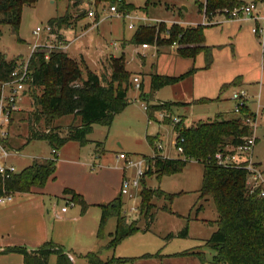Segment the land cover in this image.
Here are the masks:
<instances>
[{"label":"rangeland","instance_id":"374dc122","mask_svg":"<svg viewBox=\"0 0 264 264\" xmlns=\"http://www.w3.org/2000/svg\"><path fill=\"white\" fill-rule=\"evenodd\" d=\"M95 1L37 0L33 5L23 6L17 35L20 42L9 26H0V53L7 59L20 56L21 60L28 59L35 46L45 43L49 20L69 14L73 16L71 24L79 21L77 28L67 30V25L58 32L63 35L62 31L67 30L68 37H78L71 44L67 56L81 67L83 78L88 70L109 79L111 59L122 55L131 75L130 82L134 75H143L146 88L149 86V75L153 72L163 76H179L189 70L193 73L173 86L162 88L157 95H151L147 102H135L139 90L132 85L128 91L129 104L123 112L115 116L112 125L109 128L92 126V132L88 135L89 143L80 148L81 157L69 156L71 161L59 165V158L56 159V171L46 182L50 183L53 199L50 212L45 213V216L49 226L55 225L57 230H65L59 234V243L49 238L45 242L52 241L63 247L73 255L78 264L88 263L83 258L88 253H94L102 262L112 258H134V262L128 264H214L212 259L215 251L205 247L204 243L217 228L215 224L209 223L215 222L218 214L210 197H200L203 165L189 161L179 173L157 178L151 165L152 158L181 159L182 155L176 151L175 125L161 120L159 111H154L152 119L149 120L141 104L151 106L156 100L192 103L205 98L211 102L190 104L185 109L179 107L173 110V114L185 116L190 122L189 124L184 121L185 125L217 116L224 120L237 119L238 115L233 112L235 103L230 99L232 92L242 88L247 91L248 96L257 95L258 84L264 85V55L251 34L252 23L242 18L228 20L219 14L207 25L202 9L204 0H124L131 8L123 10H120L122 4L119 0L114 3ZM242 1L244 4L255 2L258 14L264 16V0ZM74 2L79 5L75 7ZM111 5H115L122 14L129 13L131 20L110 17L107 12ZM91 11L95 12L94 18L88 17ZM79 15L83 18L78 19ZM145 19L149 22L145 23ZM131 23L134 24V29L128 28ZM156 23H165L167 27L172 24L183 27L207 26L204 30L203 46L210 49L209 63L204 53L198 54L194 59L180 57L176 53L177 45L156 46V50L150 48L143 59L138 55L141 50H137V46L129 41L138 27L154 26ZM37 28L41 31L34 35ZM81 51L83 55H78ZM154 52L156 55L152 56ZM239 78H242V83ZM36 93L39 94L40 90ZM31 96L32 92L19 103L21 110L13 115L7 139V148L12 153L9 161L17 171L33 162L43 163L54 159L52 147L47 141L27 140L32 111ZM69 121L66 118L55 124L59 125L61 135L65 134ZM41 125L35 128L43 131ZM147 137L153 138L152 144ZM96 142L101 143L102 148L97 149ZM159 142L162 144L161 151L156 149ZM66 147V151H70L71 147L78 146L70 143ZM259 150V159L264 170V142ZM120 152L126 153L131 160L143 161L142 171L145 174L140 180L139 189L129 188L126 195L121 193L123 179H133L136 170L116 159ZM57 153L59 155L60 150ZM149 171L151 174H148ZM64 188L73 190L84 200L87 205L86 213H83L81 206L70 194H63ZM144 188H159L172 197L171 201L164 198L152 199L153 221H148L141 214V192ZM13 196L16 194L11 195L12 198ZM117 198L121 201V215L128 224L135 222L138 230L120 244L109 247L112 239L110 235L116 229V219L110 218L106 222L103 235L98 238L99 221L95 215L99 213L101 205ZM63 207L67 208L68 213L60 216ZM164 207L168 210H163ZM28 211L36 223L38 217L35 210ZM76 212L81 217L78 221L72 220ZM183 231H186V236L181 235ZM164 253L179 254L165 258L156 257ZM196 253H202L203 263ZM144 255L151 257L143 258ZM50 259L53 264L56 257L52 255Z\"/></svg>","mask_w":264,"mask_h":264},{"label":"trees","instance_id":"16d2710c","mask_svg":"<svg viewBox=\"0 0 264 264\" xmlns=\"http://www.w3.org/2000/svg\"><path fill=\"white\" fill-rule=\"evenodd\" d=\"M37 0H0V26H9L13 35L17 37L23 6L33 5ZM55 1V0H53ZM74 0H69L72 2ZM80 1V0H79ZM97 3L116 2L117 0H96ZM95 1V2H96ZM123 10L131 8L130 4L119 0ZM74 6L79 4L74 2ZM244 3L241 0H205L204 19L207 22L221 14L229 17V13L239 9ZM71 16L49 20L48 25L63 39L60 31L70 25ZM79 15L78 19H82ZM207 26L197 25L183 27L165 23L156 26H140L133 33L129 43L135 46L142 44L172 47L177 45L176 53L182 58L194 59L204 53L210 57V49L203 46L204 30ZM1 36V30H0ZM17 41L20 39L17 37ZM21 56L7 59L0 53V88L10 81V75L17 62H23ZM110 78L100 77L88 71L82 77V69L76 61L70 59L66 53L52 52L45 59V50L38 49L29 57L27 94L32 92V111L29 117L27 140H45L52 150H60L66 143L75 142L84 147L89 143L88 135L93 125L110 127L116 115L128 106V91L132 87L130 73L126 71L125 59L122 56L111 59ZM193 71L179 76H163L153 72L150 74V89L155 92L164 87L175 85L190 77ZM40 90L37 94L36 91ZM142 90V83L139 91ZM208 99L195 100L192 103L158 102L148 106L146 111L151 120L154 111H171L174 107L190 104H206ZM245 112V106L242 109ZM72 117L73 120L65 129V134L59 133V125H55L63 118ZM182 122L175 125V146L182 147L181 159L153 158L151 165L157 178L179 173L189 161H196L203 165L202 186L200 197H210L217 211L216 230L205 241L204 246L215 251L212 259L214 264H264V199L257 192L250 193L246 181L248 172L245 168L222 167L216 164L214 155L230 147L242 144L243 139L250 135L249 128L242 125L240 119L224 120L220 117L207 118L191 122L185 127ZM13 119H11V124ZM167 122V121H166ZM42 124V125H41ZM41 125L44 130L36 129ZM182 138L183 143H178ZM150 144L153 138L147 137ZM6 147L8 142L5 141ZM101 144L96 143V147ZM56 171V157L43 163L33 162L28 167L12 175L8 179L0 177V197L15 193H30L34 188H43ZM148 174H151L150 171ZM63 194H70L78 203L82 211L86 210L84 200L73 190L64 188ZM154 198H164L171 201L172 197L159 188L146 189L141 192V214L148 221H153L151 213ZM101 216L97 237L101 238L106 222L110 218L116 219V229L111 234L109 247L120 244L125 238L133 235L138 229L136 223L128 224L121 215V201L119 198L100 206ZM163 210H168L164 207ZM182 236H186L183 231ZM19 254L24 264H48L49 258L56 257L55 264H73L70 253L52 241H47L35 250L28 251L24 247L13 246L5 248L1 254ZM202 263V253H196ZM151 257L144 255L143 258ZM83 258L89 264H127L134 258H112L102 262L94 253H88Z\"/></svg>","mask_w":264,"mask_h":264},{"label":"built area","instance_id":"2783aa9c","mask_svg":"<svg viewBox=\"0 0 264 264\" xmlns=\"http://www.w3.org/2000/svg\"><path fill=\"white\" fill-rule=\"evenodd\" d=\"M204 6L205 0L202 8L203 14ZM107 13H109L110 17H123L131 20L129 13H120L115 7V5H111ZM88 17L94 18L95 12H89ZM226 18L228 20H233L234 18H242L243 20L250 21L252 23L250 30L251 34L257 40L260 50L262 54H264V16L258 14L257 5L255 2L243 4L239 9H236L229 13V17ZM144 22L148 23L149 20L145 19ZM205 23H207L208 25L211 24L212 21L207 22L205 20ZM159 24L161 23H156V25L154 26L157 27ZM128 28L134 29V24L131 23ZM40 31L41 29L37 28L34 31V35H38ZM46 32L47 38L45 40V43H41L40 45L35 46L32 49V53H34L38 49H43L45 50V59H48L49 54L52 52L66 53L70 41L60 39L50 26H47ZM150 48L156 50V45L142 44L140 46H137V50H141L138 55L145 59L147 56L146 50ZM153 55H156V53L152 54V56ZM28 62L29 58L25 59L23 62H17L14 70L10 75V81L2 84L0 88V177L2 179H8L12 175H15L19 172L16 170L14 164L9 162V158L12 156V153L6 147L5 141H7L9 137V129L11 126V119H13V115L21 110L19 103L23 102L25 100V97L28 96ZM131 84L133 85V87L139 90L141 84V77L139 75H134ZM230 99L235 103L233 112L240 117L239 119L241 120L242 125L249 128L250 135L245 137L243 139L242 144H240L239 146L227 148L224 152H217L214 155V160L217 165L222 167L245 168L248 172L246 185L250 193L257 192L258 196L264 199V170H261L251 160V154L256 144V138L254 136L256 119L252 114L242 112V109L245 106V102L247 99V92L242 88L235 90L232 92ZM141 106L145 111H147L148 105L143 103L141 104ZM159 117L161 120L171 122L174 125H177L182 122V118L180 116H175L173 114V110L159 111ZM183 124L185 125L184 121ZM188 126V124L185 125V127ZM183 141L184 140L180 138L178 140V143H183ZM156 149L158 151L162 150V144L160 142L157 144ZM176 151L179 154L183 153L182 147L180 146H176ZM52 152L54 156H57V151L53 150ZM116 159L119 161H123L126 166L132 167L136 170L135 177L133 179H123L121 193L124 195L128 194L127 189L129 188H134L136 190L139 189L140 180L143 179L145 176L144 172L142 171L143 161L131 160L128 158L127 154L123 152L118 153ZM10 199L11 195H5L3 197H0V204L4 201H10ZM132 210L134 211L135 209ZM66 211L67 208L63 207L61 208L60 213H65ZM56 217H58V215H56Z\"/></svg>","mask_w":264,"mask_h":264},{"label":"crops","instance_id":"0c3cea01","mask_svg":"<svg viewBox=\"0 0 264 264\" xmlns=\"http://www.w3.org/2000/svg\"><path fill=\"white\" fill-rule=\"evenodd\" d=\"M243 3H245V2H243ZM71 17L73 18V16H71ZM78 23H79V21L76 22L75 24L69 25L67 30L70 29L72 31V30L76 29L78 26ZM94 25H96V24H94ZM67 30L62 31L63 35H61L62 38L65 37V40L70 41L69 47L66 51V54H68V51H69L71 44L78 40L77 36H75L74 38L68 37L67 36L68 31ZM80 35H82V34H80ZM80 54L83 55L82 51L78 52V55H80ZM86 65H87V63H86ZM126 71H127V69H126ZM136 75H139V74H136ZM139 76L141 77L142 90L139 91L137 97H135V102L139 101V100H141L143 102L144 101L147 102L151 95H153V96L157 95L160 90L153 92L150 89V75H149V78L147 81L148 85H149L148 88H146V86H145L144 76L143 75H139ZM239 80H240V83H242V78L241 79L239 78ZM263 86L264 85L258 84V94L257 95H251V96L247 95V99L245 102V112L252 114L256 119V125H255V129H254V136L256 138V144H255L253 151H252V154H251V160L261 170L263 169V165H262V161L260 160L261 159V151L259 150V147L264 142V96L261 95L262 88H263V93H264V87ZM201 99H205V98H201ZM158 102H164V101L156 100L155 104ZM173 103H183V102H173ZM182 107L184 109L187 108L186 106H181V108ZM176 108H179V107H174L172 110H174ZM180 117L183 118L185 122H189V120L187 118H185V116H180ZM66 118L70 119L69 123H71L73 120L72 117H66ZM66 118H63L61 121L65 120ZM239 118L240 117L237 116V119H239ZM69 123L66 125V127L69 125ZM189 124H190V122H189ZM87 139H88V137H87ZM70 143H75V142L66 143L60 149V154L58 155V153H57V156H55L56 159L59 158L57 160L58 165L62 164L64 162H67V161H71L69 159V156L81 157L82 149H80V148H83V147L79 146L77 143H75V144H77L78 147H71L72 149H70V151H66L67 149H65V148H67L66 146ZM96 143H99V142H96ZM102 146L103 145L101 144L99 147H97V149L102 148ZM49 184L50 183H47L44 186V188H34L31 190L30 193H15L16 196H13V198L11 197L10 201H4L3 203L0 204V264H24L23 258L19 254H15V253L1 254V252L7 247H13V246L23 247V245H25L24 246L25 249H27L28 251H32V250H35L36 247H38L42 243H44L48 238L54 242L59 243L60 237H61L59 234L62 231H64L65 229L57 230L55 228V225L49 226L48 221H47L46 216H45V213L48 214L50 212L51 202L53 199V197L50 193V189H49L50 185ZM15 194H12V195H15ZM29 209H32V212L35 210L36 216L38 217V220L36 221V223L30 214L31 212L28 211ZM86 212L87 211H84L83 213H86ZM67 213H68V211H66L65 213H59V215L64 216ZM59 215H58V217H59ZM95 216H97V219L99 221L100 216H101V209H100L99 213H97ZM65 219L67 220V217ZM80 219H81L80 215L78 216V212H76V214L72 218V220L78 221ZM178 254L179 253H177V254L176 253L175 254L164 253V254H158V256H156V257L165 258L168 256H173V255L176 256ZM71 255L72 254L70 253V256ZM71 257H72V263L78 264L77 261L74 259L73 255ZM48 262H49V264H51L50 258H49ZM132 262H134V261H132ZM132 262H130V263H132ZM55 263H56V259L54 260L53 264H55Z\"/></svg>","mask_w":264,"mask_h":264}]
</instances>
